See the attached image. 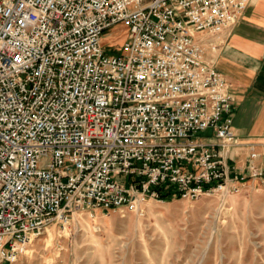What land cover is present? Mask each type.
<instances>
[{
    "label": "built area",
    "instance_id": "built-area-1",
    "mask_svg": "<svg viewBox=\"0 0 264 264\" xmlns=\"http://www.w3.org/2000/svg\"><path fill=\"white\" fill-rule=\"evenodd\" d=\"M249 2L0 0V264L77 212H140L232 181L233 97L196 34L215 49Z\"/></svg>",
    "mask_w": 264,
    "mask_h": 264
},
{
    "label": "rangeland",
    "instance_id": "rangeland-1",
    "mask_svg": "<svg viewBox=\"0 0 264 264\" xmlns=\"http://www.w3.org/2000/svg\"><path fill=\"white\" fill-rule=\"evenodd\" d=\"M126 36L121 24L108 29L104 51ZM30 243L13 264H264V179L195 199L151 198L140 212L83 210L66 230L49 224Z\"/></svg>",
    "mask_w": 264,
    "mask_h": 264
},
{
    "label": "crops",
    "instance_id": "crops-1",
    "mask_svg": "<svg viewBox=\"0 0 264 264\" xmlns=\"http://www.w3.org/2000/svg\"><path fill=\"white\" fill-rule=\"evenodd\" d=\"M196 38L204 48V59L222 75L233 97L235 144L223 153L227 174L231 182H239L235 177L263 180L264 0H250L235 23L218 34L220 43L215 49L208 44L213 36L198 32ZM205 135L213 137V130ZM249 164L261 170L262 176H251Z\"/></svg>",
    "mask_w": 264,
    "mask_h": 264
},
{
    "label": "trees",
    "instance_id": "trees-1",
    "mask_svg": "<svg viewBox=\"0 0 264 264\" xmlns=\"http://www.w3.org/2000/svg\"><path fill=\"white\" fill-rule=\"evenodd\" d=\"M161 198H162L163 200H169V199L172 198V196L169 195V194H166V193H165V194H162Z\"/></svg>",
    "mask_w": 264,
    "mask_h": 264
},
{
    "label": "bare ground",
    "instance_id": "bare-ground-1",
    "mask_svg": "<svg viewBox=\"0 0 264 264\" xmlns=\"http://www.w3.org/2000/svg\"><path fill=\"white\" fill-rule=\"evenodd\" d=\"M221 188H222V187H221ZM223 188H225V186H223ZM47 232H49V234H50V233H51V232H50V229H47Z\"/></svg>",
    "mask_w": 264,
    "mask_h": 264
}]
</instances>
